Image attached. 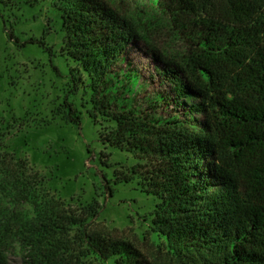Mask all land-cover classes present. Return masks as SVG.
I'll use <instances>...</instances> for the list:
<instances>
[{
    "label": "trees",
    "instance_id": "16d2710c",
    "mask_svg": "<svg viewBox=\"0 0 264 264\" xmlns=\"http://www.w3.org/2000/svg\"><path fill=\"white\" fill-rule=\"evenodd\" d=\"M50 1L87 76L86 113L113 124L101 143L140 161L114 181L138 177L157 198L151 229L167 252L190 264H264V0H149L145 18L105 0ZM27 43L51 54L42 38ZM134 44L151 61L147 75L128 63ZM83 79L68 78L56 113L65 124L81 122L72 97ZM42 181L0 153V189L32 209L18 223L1 214L0 264L12 242L21 264L139 262L127 240L90 231L96 202L72 208Z\"/></svg>",
    "mask_w": 264,
    "mask_h": 264
},
{
    "label": "rangeland",
    "instance_id": "374dc122",
    "mask_svg": "<svg viewBox=\"0 0 264 264\" xmlns=\"http://www.w3.org/2000/svg\"><path fill=\"white\" fill-rule=\"evenodd\" d=\"M105 1L116 12L138 13L142 18L151 9L149 0ZM9 29L18 43L8 38ZM31 37L42 38L51 54L27 43ZM64 38L60 12L50 0H0V153L27 162L43 176L42 188L67 206L96 202L100 211L90 231L130 242L140 252L139 262L132 264H190L187 258L169 254L164 242L154 236L150 212L158 200L140 190L142 180L115 183V175L128 173L140 161L101 143L99 133L113 124L100 116L95 122L86 113L90 108L87 76ZM127 57L141 73H149L151 61L138 44L128 49ZM71 74L85 80L72 97L81 113L79 126L65 124L56 114ZM31 211L0 189V216L10 214L18 223ZM3 256L7 264H21L22 250L12 242ZM85 264L115 263L112 257L101 263L86 259Z\"/></svg>",
    "mask_w": 264,
    "mask_h": 264
}]
</instances>
